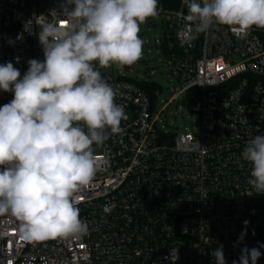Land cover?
Returning a JSON list of instances; mask_svg holds the SVG:
<instances>
[{
	"label": "built area",
	"instance_id": "built-area-1",
	"mask_svg": "<svg viewBox=\"0 0 264 264\" xmlns=\"http://www.w3.org/2000/svg\"><path fill=\"white\" fill-rule=\"evenodd\" d=\"M65 5L45 0L40 10L38 0H0V64L12 62L22 78L28 60L43 61L36 17L51 20L55 10L63 19ZM184 15L183 0H158V14L147 20L167 27L160 48L182 88L171 101H191L199 133L159 129L153 114L160 87L149 92L97 64L126 119L121 133L92 146L95 173L76 194L88 233L28 240L15 217L0 215V264H216L212 252L221 244L232 264L243 247L264 244V194L247 183L251 165L241 157L249 139L264 135V28L237 35L214 25L188 41ZM12 99L0 90V106ZM260 251L257 264H264Z\"/></svg>",
	"mask_w": 264,
	"mask_h": 264
},
{
	"label": "clouds",
	"instance_id": "clouds-1",
	"mask_svg": "<svg viewBox=\"0 0 264 264\" xmlns=\"http://www.w3.org/2000/svg\"><path fill=\"white\" fill-rule=\"evenodd\" d=\"M183 3L188 41L214 25L229 26L237 35L264 28V0ZM157 14L158 0H66L63 19L55 10L51 20L36 17L43 61L28 60L22 78L12 62L0 64V90L13 93L0 106V215L15 217L24 238L43 241L88 233L76 194L94 176L92 146L121 133L126 119L123 106L115 103L117 91L96 65L123 68L137 62L143 48L140 25ZM241 157L251 165L247 183L264 194V135L249 139ZM260 248L264 244L243 247L232 264H257ZM212 256L216 264H227L222 244Z\"/></svg>",
	"mask_w": 264,
	"mask_h": 264
},
{
	"label": "rangeland",
	"instance_id": "rangeland-1",
	"mask_svg": "<svg viewBox=\"0 0 264 264\" xmlns=\"http://www.w3.org/2000/svg\"><path fill=\"white\" fill-rule=\"evenodd\" d=\"M38 1L39 9L42 10L45 0ZM166 32L167 27L163 25L161 19L147 20L140 25L139 36L145 42L141 58L134 64L123 68L113 66L119 76L135 81L152 82L160 87L153 114L154 117L159 115V129L170 134L192 133L197 135L200 129V117L191 112V101L184 95L171 101L182 88L166 70V56L160 48V41ZM179 106L182 107L181 112L178 109Z\"/></svg>",
	"mask_w": 264,
	"mask_h": 264
},
{
	"label": "trees",
	"instance_id": "trees-1",
	"mask_svg": "<svg viewBox=\"0 0 264 264\" xmlns=\"http://www.w3.org/2000/svg\"><path fill=\"white\" fill-rule=\"evenodd\" d=\"M176 4V2H175ZM131 81L137 83L138 85H140L141 87L147 89L149 92H153L155 91L158 86L155 84V83H152V82H148V81H135V80H132Z\"/></svg>",
	"mask_w": 264,
	"mask_h": 264
}]
</instances>
